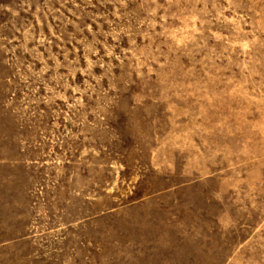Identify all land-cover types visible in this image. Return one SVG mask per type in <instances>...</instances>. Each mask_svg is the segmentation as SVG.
Wrapping results in <instances>:
<instances>
[{
	"label": "rangeland",
	"instance_id": "1",
	"mask_svg": "<svg viewBox=\"0 0 264 264\" xmlns=\"http://www.w3.org/2000/svg\"><path fill=\"white\" fill-rule=\"evenodd\" d=\"M0 264H264V0H0Z\"/></svg>",
	"mask_w": 264,
	"mask_h": 264
}]
</instances>
